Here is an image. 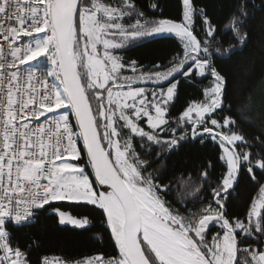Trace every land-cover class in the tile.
I'll use <instances>...</instances> for the list:
<instances>
[{"label":"snow or ice","instance_id":"obj_1","mask_svg":"<svg viewBox=\"0 0 264 264\" xmlns=\"http://www.w3.org/2000/svg\"><path fill=\"white\" fill-rule=\"evenodd\" d=\"M181 9L177 22L155 15L162 12L159 0H0V264H32V244L28 250L14 244V232L35 223L38 210L64 200L101 210L118 249L117 256L87 258L85 264H264V184L256 174L264 177V153L253 159L231 115L215 118L231 111L225 107L227 76L216 61H235L247 47L249 0L228 18L233 39L227 47L216 40L205 8L181 0ZM197 16L204 39L194 27ZM168 36L181 44L168 66L143 69L119 52ZM40 57L50 65L43 72L32 63ZM208 76L205 99L171 120L180 77L193 82ZM251 103L249 97L246 107ZM189 139H210L221 149L226 172L210 188L214 204L203 202L212 161L200 173V186L188 192L191 199L169 198L174 185L161 174V158ZM85 152V166L72 163ZM244 169L259 191L242 220L227 216L226 199ZM197 201L198 211L189 207ZM58 215L62 225L89 223ZM212 226L220 231L209 238ZM38 264H50L48 257Z\"/></svg>","mask_w":264,"mask_h":264},{"label":"trees","instance_id":"obj_2","mask_svg":"<svg viewBox=\"0 0 264 264\" xmlns=\"http://www.w3.org/2000/svg\"><path fill=\"white\" fill-rule=\"evenodd\" d=\"M241 2L242 0H194L197 9L201 7L206 9L211 22L217 29L216 40L222 41L225 47L233 39L231 31L226 30V23L230 14L236 10L237 4ZM136 3L146 5L147 0H136ZM159 4L162 12L158 10L155 13L157 17L181 21V0H159ZM254 4L255 12H253V0H249L250 15L247 28L250 39L242 56L228 63L216 61L218 69L227 76L228 89L225 107L230 106L231 111L215 115L217 119H220L222 115H231L236 119L238 127L235 130L243 133L251 144L250 151L253 159L257 157L258 153H264V145H261L257 139L258 137L264 139V103H262L264 101V0H254ZM145 11L152 15L146 7ZM194 27L199 38L204 39L203 24L199 16L195 18ZM178 51H181V44L174 37L157 38L119 50L125 62L135 60L138 65L147 70H151L155 64L168 66ZM213 52H215L214 46ZM124 74L132 75L130 69H125ZM211 86L210 76L193 78V82H188L180 77L178 94L174 102L169 105L170 119L173 121L178 119L180 113L190 103L203 101L205 99L204 90ZM162 87H166V84ZM249 97L252 100L250 109L246 107L249 104ZM173 126L175 125L173 124ZM190 129L191 126H189V133ZM79 148L81 149L80 145ZM220 154L219 145L210 139L204 144H201L198 139L196 141L189 139L182 142L178 151L163 156L161 159L164 168L161 169V174L166 177L165 182L171 180L174 185L173 194L169 198L172 200L191 199L188 192H194L195 187L200 186L202 183L200 173L208 168V161H212L213 168L209 169L210 182H203V188L207 190L204 193L203 202L214 204V201L210 199V188L217 187L226 172V164L220 160ZM72 163L85 166L83 153L81 160L72 161ZM152 167L160 169L161 165L153 163ZM87 173L90 175L88 168ZM189 173L191 174V184L187 183ZM181 174H183V179H181ZM256 174L260 183L264 184V177L260 176L259 170ZM182 184L183 187H180ZM258 191L259 187L256 181L251 179L246 169L242 170L239 173L238 183L234 189L229 190L227 195V216L246 219L251 201L257 196ZM189 207L198 211L200 201H197L195 205L189 204ZM53 209L68 212L77 218L86 217L89 223L84 228L60 225L57 216L52 212ZM218 231H220L218 227L212 226L209 238L211 234ZM33 241L38 242L39 246L33 244ZM13 243L19 244L25 250H28V246L32 244L29 253L32 264H38L39 259L44 256H57L63 260L76 261L96 255L110 258L118 255L111 230L107 226L101 210L82 203L51 202L44 209L37 211L35 223L15 230Z\"/></svg>","mask_w":264,"mask_h":264},{"label":"built area","instance_id":"obj_3","mask_svg":"<svg viewBox=\"0 0 264 264\" xmlns=\"http://www.w3.org/2000/svg\"><path fill=\"white\" fill-rule=\"evenodd\" d=\"M33 65L35 67H37L38 72H43L45 71L48 67H50V65L47 63L46 59L44 57H40L39 58V63L37 62H32ZM22 67H27V66H22ZM41 120H43V117L41 118ZM73 122V121H72ZM97 256V255H96ZM96 256H92V257H96ZM90 257V258H92ZM104 259H109L110 257H103ZM50 264H55V261L60 260V261H67V260H63L60 257L54 256V257H48ZM87 260V258H84L82 260H76V261H80L81 264H85V261ZM71 262H75V261H71Z\"/></svg>","mask_w":264,"mask_h":264},{"label":"rangeland","instance_id":"obj_4","mask_svg":"<svg viewBox=\"0 0 264 264\" xmlns=\"http://www.w3.org/2000/svg\"><path fill=\"white\" fill-rule=\"evenodd\" d=\"M168 37H172V36H168ZM175 38V37H174ZM148 89H151V88H153V87H155L154 85H151V84H149V85H145ZM152 86V87H151ZM167 86V85H166ZM149 96H150V93H149ZM211 126V125H210ZM79 147V146H78ZM220 151H221V149H220ZM75 164V163H74ZM55 202H58V203H61V202H67V203H74V202H70V201H67V200H64V201H54V203ZM56 216H57V218H58V222H59V213L60 212H62V211H60V210H58V209H53V211H52ZM63 213H65L67 216H71V217H73V218H77V217H75V216H72L70 213H68V212H63ZM81 219H83V218H81ZM60 224V223H59ZM60 225H62V224H60ZM63 225H65V226H70V227H73V228H77V227H75V226H73V225H71V224H63ZM88 225V224H87ZM86 225V226H87ZM85 226V227H86ZM84 228V227H83Z\"/></svg>","mask_w":264,"mask_h":264},{"label":"water","instance_id":"obj_5","mask_svg":"<svg viewBox=\"0 0 264 264\" xmlns=\"http://www.w3.org/2000/svg\"><path fill=\"white\" fill-rule=\"evenodd\" d=\"M73 123H75L74 119H73ZM80 146H81V149H83V143H82V141L80 142ZM83 155H84V158H85V162H86V164H87V156H86V152L83 153ZM88 170H89V173H90V179L94 181V175H91V173H92L91 168L88 167Z\"/></svg>","mask_w":264,"mask_h":264}]
</instances>
